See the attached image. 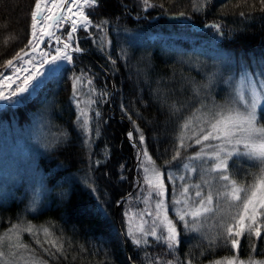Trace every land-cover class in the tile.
Here are the masks:
<instances>
[{
    "label": "trees",
    "instance_id": "trees-1",
    "mask_svg": "<svg viewBox=\"0 0 264 264\" xmlns=\"http://www.w3.org/2000/svg\"><path fill=\"white\" fill-rule=\"evenodd\" d=\"M150 3L152 7H145L142 0H98L97 7L88 9L93 24L79 39L84 51L74 53L73 62L48 76L34 95L0 111V125L4 121L14 131H23L33 118L47 113L59 134L56 144L37 158V188L47 192L42 206L32 207L25 183L0 201V237L14 225L49 228L48 238L42 230L38 235L20 233L28 245V251L22 252L39 264H156L151 261L155 258L163 263L191 259L193 264H214L233 255L219 238L210 245L219 232L210 219L201 221L204 227L199 232L179 224L181 244L174 254L151 237L148 245L137 246L127 234L124 209L127 201L141 209L146 206L135 187L140 147L147 149L162 172L180 168L179 161L166 163L179 131V114H173L170 106L184 105L183 114H188L196 102L189 81L207 84L204 74L217 70L221 80L204 91L224 104L229 92L221 81L242 66L253 69L254 64H264V4L261 0ZM34 4L35 0H0V73L31 38ZM213 24L220 25L219 32L210 27ZM77 77L94 101L89 134L79 126ZM141 132L143 144L138 139ZM194 151L182 150V161L187 162ZM254 164L238 160L230 167L234 172L240 168L257 172ZM50 239L62 251L52 247ZM9 243L5 241V252ZM251 244L256 252H251ZM239 255L244 260L249 256L263 260L264 230L259 240L242 237Z\"/></svg>",
    "mask_w": 264,
    "mask_h": 264
},
{
    "label": "snow or ice",
    "instance_id": "snow-or-ice-1",
    "mask_svg": "<svg viewBox=\"0 0 264 264\" xmlns=\"http://www.w3.org/2000/svg\"><path fill=\"white\" fill-rule=\"evenodd\" d=\"M142 2L145 7L153 6L150 0ZM261 3L264 4V0H261ZM97 6L98 0H35L34 10L31 12V38L13 59L6 61L5 68L14 71L12 76H3L0 79V101H10L14 97L30 94L41 87L46 74L55 75L64 66V62L71 64L72 53L84 51L78 42L73 46V42L76 41L75 34L80 29L87 30L93 24L89 18L90 13L85 10ZM201 7L202 5H198L197 10ZM65 24L69 26L66 35L63 37L57 35ZM95 27L101 28L103 24H97ZM210 27L217 32L220 30L219 24ZM46 38L55 42L52 46L54 54L47 50V45L45 49L40 48ZM14 61L31 66L24 69L26 75L23 78L18 75L21 69ZM16 80L20 83L17 84ZM213 82L211 79L207 84L189 81L196 102L187 109V115L183 114L184 105L170 106L173 114H179V131L171 158L166 163L179 161V166L187 173L195 174L198 166L192 162L202 161L203 164L199 165L201 183L190 184L183 174L174 176L170 172L167 173V179L171 181L173 188L171 204L176 219H172L168 215L169 189L164 182L166 173L156 166V161L149 155L147 149H143L138 159L141 161L143 172L141 182L147 192L144 203L150 207L143 211L139 222L134 228H130L127 234L137 246L148 245L150 242L148 238L151 237L157 243L163 244L167 252L174 253L181 244L178 224L189 232H199L204 227L201 221L212 218L215 221L213 227L218 228L219 232L212 236L210 245L215 244L219 238L233 250V255L218 259L214 264H264V260L252 256L244 260L239 255L241 238L247 235L259 240L264 230V69L250 72L247 67L242 66L238 80L231 76L227 80H222L221 82L230 89L224 104L216 103L215 97L205 93L204 90ZM76 83L83 81L77 77ZM87 83L91 85L92 81L88 80ZM77 104L79 106V101ZM78 120L82 127L90 131L87 129V113L83 109ZM136 131L140 132L138 126ZM128 135L132 139V132ZM138 139L141 144L144 143L145 137L142 132ZM194 146H199V150L188 156L187 162H183L182 150L186 152ZM238 160L242 163L255 162L253 166L257 167L258 171L240 168L234 172L230 162L234 167ZM237 175L240 176L239 180L236 178ZM153 197H156L154 204ZM129 224H132L131 219ZM41 230L46 238L52 236L49 228L43 226L40 229L32 225L24 228L14 225L10 228L4 237H0V264H19L20 261L29 264L28 259L21 254L22 250L28 251V245L22 242L20 233L38 235ZM5 241L10 242L7 245L8 252L3 250ZM48 242L57 251H62V246L55 239ZM37 243L40 241L37 240ZM250 250L256 252L255 244L250 245ZM32 264H39V261L33 260ZM164 264L180 262L169 259L164 261ZM183 264L193 262L187 259Z\"/></svg>",
    "mask_w": 264,
    "mask_h": 264
},
{
    "label": "rangeland",
    "instance_id": "rangeland-1",
    "mask_svg": "<svg viewBox=\"0 0 264 264\" xmlns=\"http://www.w3.org/2000/svg\"><path fill=\"white\" fill-rule=\"evenodd\" d=\"M85 11L88 12V9H86ZM68 30H69V26L65 24L64 26H62L60 31L57 32V35H61L63 37L64 35H66ZM88 30L89 28L87 30L81 29L80 33L75 34L76 41L73 42V46L76 45V42L79 43V39L82 36H84L88 32ZM54 44L55 42L49 39L48 43H46L43 46V49H45V46L47 45L48 46L47 50L50 53L54 54L53 47H52ZM74 53H72V55ZM33 55H35V53ZM28 58L29 57H26L25 59H28ZM259 63H261V61ZM66 64L67 63L64 62V65ZM16 65L21 69V71L18 73V75L21 78H23V76L26 75V73H23L24 69L31 67L30 65L23 64L22 62H19V61L16 63ZM253 66H254L253 69L248 68L250 72L251 71L259 72L261 69H264L263 63H261V65L254 64ZM13 71L14 69L10 68L9 71L5 74H9L10 76H12ZM239 72L233 73L230 76L234 80H238ZM5 74H3V76ZM204 75L207 78V80L211 79L214 81L211 84V86H215V84L217 85L218 80H221L220 75L215 69H212L210 73L208 72V73H205ZM3 76H1L0 79H2ZM47 77L48 75L46 74V78ZM228 77H226L225 80H227ZM16 83L18 84L20 83V81L16 80ZM14 87H15V84H13V88ZM226 88L228 89V92L230 93V89L228 85H226ZM35 91H31L30 94H27V93L24 94V97H29L31 95H34ZM206 91H209V89H207ZM75 95H76L75 104L78 109V115L80 116V112L82 109L87 113V119H88L87 129L91 130L90 110H91L92 103H89V101H91L89 97V91L83 89V84L77 83L76 88H75ZM225 96L227 99L229 94H225ZM21 101H22V97H14L10 101L4 100L0 102V111L3 109V107H5L9 103L12 104L13 106H16L22 103ZM78 101H79V106L77 104ZM79 126H80V129L84 133L89 134V131L81 126L80 120H79ZM58 140H59V134L55 130H53V128L51 127L50 119L47 113L39 114L38 119L33 118L32 125L26 127L25 129H23V131L11 130V126H9L4 121H2L0 125V201L6 199L7 197H10L11 194H15L17 192V189L19 187L23 188V185L25 183V186H24L25 191L29 192L32 196L31 197L32 207L42 206V200L45 197L47 192L45 188H37V186L40 184L39 181L36 180L37 158L38 156L44 154L45 151H47L50 147H53ZM193 148H195V151L199 150V146H194ZM139 149H140L139 150V154H140L143 149L141 147ZM195 151L191 155H193ZM192 163L198 166L197 173L195 174L187 173L182 167L178 169L170 170L169 172L174 176H179L182 174L185 175L187 182L190 184L201 183L199 165L203 164V162L193 161ZM136 171H138L139 173L137 174V177H136L135 187L138 190V195L140 194L144 195V199H145L147 196V192L144 190L145 186L141 182L143 172L141 168V161L139 159L136 164ZM164 182L166 186H168V189H169L168 215L172 219L175 220L176 219L175 212L171 204V200L173 198V188H172L171 181L167 179V174L165 175ZM178 186H179V181H177V188ZM155 199L156 197H153V201H152L153 204L155 202ZM134 200L138 203V200H136V197L134 198ZM127 202H128L127 206L128 205H131V206L129 207L126 206V208L124 209V213H125L127 227L128 229H130V228L135 227V225L139 222V217L143 214V211L147 207H150V205H146L141 209L138 206H136V204L132 205L129 203V201ZM130 219L132 220L131 225L129 224ZM145 219H149V218L145 217ZM209 219L212 224L215 223L214 219L212 218H209ZM209 219H207L206 221H208ZM177 227L179 229V224L177 225ZM21 254L24 255L23 252ZM24 257L28 259L29 264H32V261L34 260L32 257L25 256V255ZM151 261L156 264H164L162 260L156 261L152 259ZM19 264H24V261H20Z\"/></svg>",
    "mask_w": 264,
    "mask_h": 264
},
{
    "label": "water",
    "instance_id": "water-1",
    "mask_svg": "<svg viewBox=\"0 0 264 264\" xmlns=\"http://www.w3.org/2000/svg\"><path fill=\"white\" fill-rule=\"evenodd\" d=\"M48 39H45V43L40 45V48L43 49V46L47 43ZM77 53H82V52H77ZM34 54V53H33ZM26 58V57H25ZM18 61H14V63L16 64ZM10 68H4L2 70V72L0 73V77L3 76V74L7 73L9 71ZM128 196V195H127ZM127 196H125L124 198H126Z\"/></svg>",
    "mask_w": 264,
    "mask_h": 264
},
{
    "label": "bare ground",
    "instance_id": "bare-ground-1",
    "mask_svg": "<svg viewBox=\"0 0 264 264\" xmlns=\"http://www.w3.org/2000/svg\"><path fill=\"white\" fill-rule=\"evenodd\" d=\"M37 59H39V58H37ZM23 73H25L24 71H23ZM4 76H10L9 74H5ZM19 81V80H18ZM4 101V100H3ZM0 102H2V101H0Z\"/></svg>",
    "mask_w": 264,
    "mask_h": 264
}]
</instances>
